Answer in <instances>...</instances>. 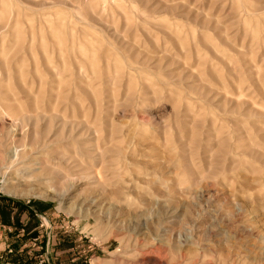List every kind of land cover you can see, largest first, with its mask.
<instances>
[{
	"label": "rangeland",
	"instance_id": "rangeland-1",
	"mask_svg": "<svg viewBox=\"0 0 264 264\" xmlns=\"http://www.w3.org/2000/svg\"><path fill=\"white\" fill-rule=\"evenodd\" d=\"M1 198L0 264H264V0H0Z\"/></svg>",
	"mask_w": 264,
	"mask_h": 264
},
{
	"label": "crops",
	"instance_id": "crops-1",
	"mask_svg": "<svg viewBox=\"0 0 264 264\" xmlns=\"http://www.w3.org/2000/svg\"><path fill=\"white\" fill-rule=\"evenodd\" d=\"M2 205L5 214L0 222L2 235L3 232H8L7 237L15 238L21 243L30 242L33 244L32 242L39 240V243L42 242L46 250L49 248L53 251L52 249L56 247V242L50 235H45L44 237L40 235L41 223L38 220V215L46 213L50 209L49 207L40 203H22L11 200H4ZM12 231L14 233H11ZM30 234L32 237H29ZM9 247L10 244L7 248ZM12 248V250L4 251L5 253L1 255V258L5 259L4 264H14L21 257L22 251H18L16 245H12ZM24 248H27L25 244L22 245V250Z\"/></svg>",
	"mask_w": 264,
	"mask_h": 264
},
{
	"label": "trees",
	"instance_id": "trees-1",
	"mask_svg": "<svg viewBox=\"0 0 264 264\" xmlns=\"http://www.w3.org/2000/svg\"><path fill=\"white\" fill-rule=\"evenodd\" d=\"M1 200H6V199L1 198ZM3 215H5V214H4V207H3V205L0 203V222H1L2 219L4 218ZM29 237H32V236H29ZM41 244H42V243H41Z\"/></svg>",
	"mask_w": 264,
	"mask_h": 264
}]
</instances>
